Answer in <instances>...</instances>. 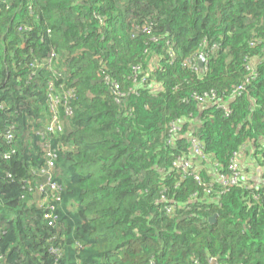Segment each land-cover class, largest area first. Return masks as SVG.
<instances>
[{
	"label": "trees",
	"instance_id": "obj_1",
	"mask_svg": "<svg viewBox=\"0 0 264 264\" xmlns=\"http://www.w3.org/2000/svg\"><path fill=\"white\" fill-rule=\"evenodd\" d=\"M0 264H264V0H0Z\"/></svg>",
	"mask_w": 264,
	"mask_h": 264
},
{
	"label": "built area",
	"instance_id": "obj_2",
	"mask_svg": "<svg viewBox=\"0 0 264 264\" xmlns=\"http://www.w3.org/2000/svg\"><path fill=\"white\" fill-rule=\"evenodd\" d=\"M243 87L240 86L238 89H242ZM201 101L206 100L205 97H201V96H197ZM51 99V110H52V120L48 123L47 125V131L49 132H53V133H60L62 132V124L58 118V103L60 100V97L56 96V97H52L50 96ZM172 129L174 131H178L179 127H177L176 125H173ZM9 138H11V135L8 136ZM192 148H193V154H195L198 158L204 159L205 156L203 155V147L204 144L201 140H199L196 137H192V139L190 140ZM52 156V155H50ZM237 154H234V157H236ZM53 163L51 161L48 162V165L46 167V169L42 170V173H44L45 175L48 176V179L50 180V169L52 168ZM178 167L181 170V173L183 176L190 174L191 171H189V167H190V162L188 159H184L179 161L178 163ZM230 173H222V172H218L217 174V180L222 184V186H224L225 188H228L232 185H235L239 182L241 176H242V166L235 160L232 159L231 160V164H230ZM197 179H199V177L196 176ZM45 186L44 185H39L38 186V190H44ZM173 207L170 206L168 207V211L171 212L173 211Z\"/></svg>",
	"mask_w": 264,
	"mask_h": 264
},
{
	"label": "crops",
	"instance_id": "obj_3",
	"mask_svg": "<svg viewBox=\"0 0 264 264\" xmlns=\"http://www.w3.org/2000/svg\"><path fill=\"white\" fill-rule=\"evenodd\" d=\"M248 155H249L248 152H246L244 155L240 156L239 158L241 159V161H243L245 164L250 165V167L253 168V169H255L256 171H258L259 169H263V165H260V164L258 165L257 162H255V161L252 160V157H251L252 155L251 154L249 156ZM246 156H248V157H246ZM255 174H257V173H255ZM250 176L255 181H258V179H259L257 177V175L252 176V174H251Z\"/></svg>",
	"mask_w": 264,
	"mask_h": 264
},
{
	"label": "water",
	"instance_id": "obj_4",
	"mask_svg": "<svg viewBox=\"0 0 264 264\" xmlns=\"http://www.w3.org/2000/svg\"><path fill=\"white\" fill-rule=\"evenodd\" d=\"M204 56L203 55H200L199 56V64H200V67H203V63H204ZM216 219V215L212 216L211 220H215Z\"/></svg>",
	"mask_w": 264,
	"mask_h": 264
}]
</instances>
